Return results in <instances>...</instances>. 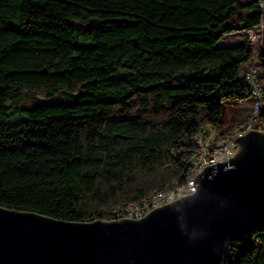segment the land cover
I'll use <instances>...</instances> for the list:
<instances>
[{"label": "trees", "instance_id": "trees-1", "mask_svg": "<svg viewBox=\"0 0 264 264\" xmlns=\"http://www.w3.org/2000/svg\"><path fill=\"white\" fill-rule=\"evenodd\" d=\"M260 22L254 0H0V206L109 221L182 182L201 129L251 98L246 42L217 44ZM256 245L224 264H264Z\"/></svg>", "mask_w": 264, "mask_h": 264}, {"label": "water", "instance_id": "water-1", "mask_svg": "<svg viewBox=\"0 0 264 264\" xmlns=\"http://www.w3.org/2000/svg\"><path fill=\"white\" fill-rule=\"evenodd\" d=\"M233 141L234 155L196 174L192 193L137 219L71 222L0 206V264H224L229 241L264 231V131Z\"/></svg>", "mask_w": 264, "mask_h": 264}, {"label": "built area", "instance_id": "built-area-1", "mask_svg": "<svg viewBox=\"0 0 264 264\" xmlns=\"http://www.w3.org/2000/svg\"><path fill=\"white\" fill-rule=\"evenodd\" d=\"M254 1L263 14L264 0ZM237 34L246 42L245 46L251 51L250 57L240 68V76L249 85L251 94L258 97V112H255L254 119L248 123L247 130L243 133L232 134V121L230 120L220 126L207 125L203 127L196 137L197 154L190 160L189 172L182 182H173L139 203L128 205L122 211H116V219L140 218L155 207L192 193L195 190L193 179L196 174L200 173L205 166L225 161L234 155L238 147V143L233 141L236 136H242L249 130L264 131V117L262 115L264 76L259 61V52L264 44V24L260 22L251 29L241 30Z\"/></svg>", "mask_w": 264, "mask_h": 264}, {"label": "rangeland", "instance_id": "rangeland-1", "mask_svg": "<svg viewBox=\"0 0 264 264\" xmlns=\"http://www.w3.org/2000/svg\"><path fill=\"white\" fill-rule=\"evenodd\" d=\"M238 32L234 33V34H229V35H226L224 36L217 44V46H220V47H225V46H232V44H242V39L239 37V35L237 34ZM247 48V47H246ZM250 50V48H247ZM241 68V67H240ZM239 76H240V70H239ZM241 77V76H240ZM251 101L250 98L244 100V101H241L243 103H247L249 104ZM234 108H235V104H233V102L231 103V101H228V102H225L223 103V106H222V124L223 123H226L227 121H232L231 120V115L234 114ZM248 113V112H247ZM247 115V114H246ZM246 117V116H245ZM244 117V118H245ZM242 118V119H244ZM20 118L18 119H14V120H11L9 121L10 123H14L15 121L19 120ZM241 119V120H242ZM237 122V121H236ZM256 248L259 249V252L261 253V257L264 259V248H259V245H256Z\"/></svg>", "mask_w": 264, "mask_h": 264}, {"label": "bare ground", "instance_id": "bare-ground-1", "mask_svg": "<svg viewBox=\"0 0 264 264\" xmlns=\"http://www.w3.org/2000/svg\"><path fill=\"white\" fill-rule=\"evenodd\" d=\"M251 101L249 103V111L246 117L242 120H239L235 123H232V134L243 133L247 130L248 123L254 119L255 112H258V97H255L251 94Z\"/></svg>", "mask_w": 264, "mask_h": 264}, {"label": "crops", "instance_id": "crops-1", "mask_svg": "<svg viewBox=\"0 0 264 264\" xmlns=\"http://www.w3.org/2000/svg\"><path fill=\"white\" fill-rule=\"evenodd\" d=\"M232 102L233 104H235V108L234 114L231 115V120L233 119L232 123H235L236 121H239L246 116L247 112L249 111V104L243 103L241 101H231V103Z\"/></svg>", "mask_w": 264, "mask_h": 264}]
</instances>
